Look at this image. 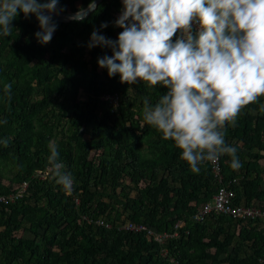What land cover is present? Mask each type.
I'll return each instance as SVG.
<instances>
[{
  "label": "trees",
  "instance_id": "trees-1",
  "mask_svg": "<svg viewBox=\"0 0 264 264\" xmlns=\"http://www.w3.org/2000/svg\"><path fill=\"white\" fill-rule=\"evenodd\" d=\"M89 3L60 0L58 7L60 13H76ZM121 10V0H101L82 20L54 21L57 28L46 45L35 38V17L19 14L12 34L0 37V120L7 121L0 124V139L8 141L0 145V196L27 184L20 199L0 203V264L264 261L261 219L190 220L220 187L234 191V205L264 210V96L226 129L243 166L234 170L222 156L220 181L209 163L191 172L172 142L143 120V99L155 104L166 90L109 77L97 60L111 50L87 47L93 30L116 40L121 29L114 15ZM102 23L107 27L101 29ZM9 82L11 100L3 93ZM53 144L75 177L70 193L50 174ZM4 172L10 173L7 185L1 182ZM128 222L177 237L160 244L147 232L125 230ZM178 222L183 225L175 228Z\"/></svg>",
  "mask_w": 264,
  "mask_h": 264
},
{
  "label": "clouds",
  "instance_id": "clouds-1",
  "mask_svg": "<svg viewBox=\"0 0 264 264\" xmlns=\"http://www.w3.org/2000/svg\"><path fill=\"white\" fill-rule=\"evenodd\" d=\"M60 0H0V37H8L19 14L34 16V35L48 44L57 24L53 15L63 9ZM115 41L98 30L88 48H108L111 55L97 60L109 77L121 83H146L166 91L155 104L143 99V120L172 142L180 159L193 173L201 166L229 157L234 170L243 165L237 148L226 140L241 110L264 96V0H121ZM94 3H89L93 8ZM78 9L69 19H80ZM102 23L100 28H106ZM175 37V39H173ZM11 100L12 83L3 85ZM259 111L264 112V104ZM0 120V124H6ZM6 139L0 145L7 146ZM49 171L65 192L75 177L65 170L58 148L49 149Z\"/></svg>",
  "mask_w": 264,
  "mask_h": 264
},
{
  "label": "built area",
  "instance_id": "built-area-1",
  "mask_svg": "<svg viewBox=\"0 0 264 264\" xmlns=\"http://www.w3.org/2000/svg\"><path fill=\"white\" fill-rule=\"evenodd\" d=\"M113 103H116V97H113L111 100ZM210 168L214 176L217 178V181L221 180L220 175V166L219 161L215 163H209ZM27 188L26 183H21L16 192L11 193L7 196H0V203L7 204L13 203L20 199L22 195L25 193ZM235 199V193L233 190L220 187L214 194L212 201L210 203H205L202 205L200 211L196 214L194 219L196 221H202L204 218L209 216H219V215H226L236 220H246V219H254L258 218L264 221V210L251 208V207H240L238 205H234L233 201ZM102 224V223H100ZM125 230L135 231V232H147V234L154 236V240L158 243L162 244L166 238L168 237H175L176 234L173 236H168L166 234L159 235L154 234L146 226L143 225H134L132 223H128L125 226ZM170 264H177L176 261L170 259ZM258 264H264V261L259 260Z\"/></svg>",
  "mask_w": 264,
  "mask_h": 264
},
{
  "label": "water",
  "instance_id": "water-1",
  "mask_svg": "<svg viewBox=\"0 0 264 264\" xmlns=\"http://www.w3.org/2000/svg\"><path fill=\"white\" fill-rule=\"evenodd\" d=\"M101 0H94V7L93 8H89L87 7L86 9H84V15L82 18L78 19V20H82L85 17L89 16L96 8L97 6L100 4ZM75 13H59L58 15H53V21H58V22H68L71 20H75L78 21L77 19H69V17H72Z\"/></svg>",
  "mask_w": 264,
  "mask_h": 264
},
{
  "label": "crops",
  "instance_id": "crops-1",
  "mask_svg": "<svg viewBox=\"0 0 264 264\" xmlns=\"http://www.w3.org/2000/svg\"><path fill=\"white\" fill-rule=\"evenodd\" d=\"M212 172V171H211ZM213 174V173H212ZM213 176H214V174H213ZM214 178H216L215 176H214ZM217 179V178H216ZM5 185H7V184H5ZM19 187V185L16 187V188H18ZM16 192V191H15ZM11 194V193H10ZM10 194H8V195H10ZM214 196V195H213ZM213 196H212V198H213ZM212 198H211V200L210 201H208V202H206V203H210L211 201H212ZM205 203H203L202 205H204ZM202 205L197 209V211L194 213V215H192L191 217H190V220L191 221H196L195 219H194V217L196 216V214L200 211V209H201V207H202ZM238 206H240V207H248V206H246V205H244V203L243 202H241L240 204H237ZM241 221V220H240ZM261 221H263V220H261ZM264 222V221H263ZM128 223H130V222H128ZM127 223V224H128ZM126 224V225H127ZM125 225V226H126ZM182 223L181 222H178L176 225H175V228H178V227H182ZM155 234H158V233H155ZM163 234H166V233H162V234H159V235H163ZM174 234H176V233H174ZM173 234V235H174ZM166 235H168V234H166ZM173 235H168V236H173ZM175 237H177V234H176V236ZM153 239H154V236H153ZM163 254H167V252L164 250V252H163ZM172 259V258H171Z\"/></svg>",
  "mask_w": 264,
  "mask_h": 264
},
{
  "label": "rangeland",
  "instance_id": "rangeland-1",
  "mask_svg": "<svg viewBox=\"0 0 264 264\" xmlns=\"http://www.w3.org/2000/svg\"><path fill=\"white\" fill-rule=\"evenodd\" d=\"M67 13H69V12H67ZM120 14L121 13L114 15V20H116L119 17ZM79 99L80 100L84 99V94L82 92L79 94ZM8 177H10V173L9 172H4V180H2L1 182L3 184H8ZM25 237H30V236L28 234H26Z\"/></svg>",
  "mask_w": 264,
  "mask_h": 264
}]
</instances>
